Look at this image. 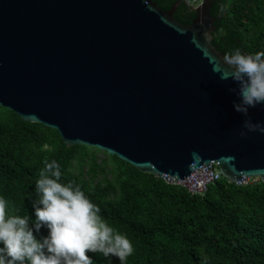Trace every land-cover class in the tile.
Segmentation results:
<instances>
[{"label":"water","instance_id":"water-1","mask_svg":"<svg viewBox=\"0 0 264 264\" xmlns=\"http://www.w3.org/2000/svg\"><path fill=\"white\" fill-rule=\"evenodd\" d=\"M215 1L184 24L154 0H0V105L170 182L215 161L264 182V134L239 135L236 84L220 79Z\"/></svg>","mask_w":264,"mask_h":264},{"label":"trees","instance_id":"trees-1","mask_svg":"<svg viewBox=\"0 0 264 264\" xmlns=\"http://www.w3.org/2000/svg\"><path fill=\"white\" fill-rule=\"evenodd\" d=\"M154 1L176 7L181 23L198 16L186 0ZM211 12L213 44L221 52L264 50V0H217ZM46 159L58 161L62 182L80 185L100 215L127 234L134 252L126 264H264L261 178L238 184L222 175L203 194L192 193L97 147L68 146L57 129L0 105V196L9 215L35 219L31 201ZM88 255L93 264H120L114 256Z\"/></svg>","mask_w":264,"mask_h":264},{"label":"clouds","instance_id":"clouds-1","mask_svg":"<svg viewBox=\"0 0 264 264\" xmlns=\"http://www.w3.org/2000/svg\"><path fill=\"white\" fill-rule=\"evenodd\" d=\"M224 63L229 71L220 72V79L236 84L229 91L237 97L235 110L245 117L239 135L264 134V121L250 115V109L264 106V50L249 54L237 48L225 54ZM61 178L59 162L46 159L31 201L35 219L30 213L9 215L8 201L0 196V264H93L89 252L126 264L134 252L127 234L100 215V207L80 185Z\"/></svg>","mask_w":264,"mask_h":264},{"label":"built area","instance_id":"built-area-1","mask_svg":"<svg viewBox=\"0 0 264 264\" xmlns=\"http://www.w3.org/2000/svg\"><path fill=\"white\" fill-rule=\"evenodd\" d=\"M186 2L195 9L201 6L205 0H186ZM221 177L222 173L219 164L217 161H215L212 165L199 168L191 175L183 179H177L176 181L170 182L167 180V178H163L167 182L185 186L192 193L203 194L211 183L218 181ZM249 181L250 178L245 181L238 182V184H247Z\"/></svg>","mask_w":264,"mask_h":264},{"label":"rangeland","instance_id":"rangeland-1","mask_svg":"<svg viewBox=\"0 0 264 264\" xmlns=\"http://www.w3.org/2000/svg\"><path fill=\"white\" fill-rule=\"evenodd\" d=\"M99 155H100V157H104V156H105L104 152H102V151L99 152ZM257 179H259V178H253L254 181L257 180ZM253 180H252V181H253Z\"/></svg>","mask_w":264,"mask_h":264},{"label":"bare ground","instance_id":"bare-ground-1","mask_svg":"<svg viewBox=\"0 0 264 264\" xmlns=\"http://www.w3.org/2000/svg\"><path fill=\"white\" fill-rule=\"evenodd\" d=\"M203 168V167H202Z\"/></svg>","mask_w":264,"mask_h":264}]
</instances>
